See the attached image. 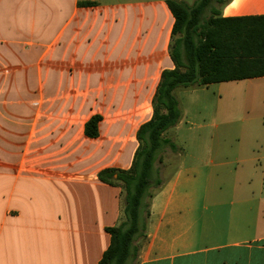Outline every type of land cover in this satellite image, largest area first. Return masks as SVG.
I'll return each mask as SVG.
<instances>
[{"label":"crops","instance_id":"obj_1","mask_svg":"<svg viewBox=\"0 0 264 264\" xmlns=\"http://www.w3.org/2000/svg\"><path fill=\"white\" fill-rule=\"evenodd\" d=\"M221 11L261 16L264 0ZM174 24L166 0H0V264L100 263L124 192L98 174L131 167L162 73L174 68ZM173 154L156 168L163 184L130 264H264V166L241 159L237 179L251 180L200 193L184 163L166 172ZM212 164L230 172L228 160Z\"/></svg>","mask_w":264,"mask_h":264},{"label":"trees","instance_id":"obj_2","mask_svg":"<svg viewBox=\"0 0 264 264\" xmlns=\"http://www.w3.org/2000/svg\"><path fill=\"white\" fill-rule=\"evenodd\" d=\"M166 1L175 17L170 47L174 68L162 73L152 119L137 132L139 146L131 167L98 174L103 182L121 184L124 192L123 221L108 229L111 244L99 264H130L137 257L139 240L146 238L150 201L163 184L155 173L156 163L166 148L178 149L165 137L182 118L175 91L264 77V15L224 17L221 10L232 0H196L192 5ZM100 121L96 115L86 123V136L98 137Z\"/></svg>","mask_w":264,"mask_h":264},{"label":"rangeland","instance_id":"obj_3","mask_svg":"<svg viewBox=\"0 0 264 264\" xmlns=\"http://www.w3.org/2000/svg\"><path fill=\"white\" fill-rule=\"evenodd\" d=\"M176 95L182 118L166 136L178 149L175 155L165 149L156 168H163V160L173 154L166 172L172 174L184 163L192 169L188 171L193 178L190 186L200 193L206 188L233 187L251 180L250 176L238 180L234 168L244 158L264 166V77L177 89ZM42 101L33 100L35 123L42 122ZM221 159L230 161V172H220L212 164ZM196 201L203 202V194ZM141 219L145 220L143 209Z\"/></svg>","mask_w":264,"mask_h":264}]
</instances>
